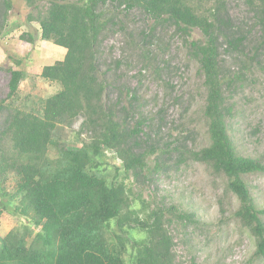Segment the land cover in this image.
I'll list each match as a JSON object with an SVG mask.
<instances>
[{
	"label": "trees",
	"instance_id": "1",
	"mask_svg": "<svg viewBox=\"0 0 264 264\" xmlns=\"http://www.w3.org/2000/svg\"><path fill=\"white\" fill-rule=\"evenodd\" d=\"M24 1L32 8L27 21L39 23L40 38L67 51L63 59L44 65L40 73L59 84V89L33 105L23 102L19 107L15 102L26 77L23 59H14L16 68L7 69L9 92L0 100V121L8 111L0 136V195L9 200L0 202V217L6 211L26 221L0 236V264H179L168 212L193 223L198 222L196 214L176 205L152 207L151 202L136 197L137 181L154 180L149 176L148 158L160 147L161 139L150 144L144 118L133 127L128 125L133 119L128 108L117 109L122 90L116 102L109 103L104 97L109 84L100 75L108 33L129 32L132 45L141 40L151 46L158 27L165 26H174L177 34L186 41L189 38L206 90L202 111L209 144L200 149H189L186 143L175 147L178 161L189 158L205 163L225 176V191L239 201L235 215L255 237L252 262L264 259V208L257 207L243 178L264 172V163L241 155L230 133L233 113L226 95L230 83L223 54L241 55L247 37L232 17L228 0ZM244 1L264 26V0ZM12 9V0H0V39L8 34ZM135 11L153 24L140 32L127 31L129 15ZM196 30L202 35L199 39L192 38ZM21 37L34 43L32 32ZM143 54L151 56L149 49ZM260 55L264 56V40L254 48L252 60L260 62ZM121 64L116 61L115 67ZM130 99L133 107L137 95ZM80 119L81 128L75 134L78 143L63 141L62 127ZM82 132L90 134L89 140L81 138ZM180 135L177 140H187L185 133ZM113 159L121 165L111 163ZM159 164L156 170L161 169ZM10 173L16 177L12 193L5 185ZM138 200L144 209L150 208L144 216L135 207ZM135 231L144 237L136 238Z\"/></svg>",
	"mask_w": 264,
	"mask_h": 264
},
{
	"label": "rangeland",
	"instance_id": "2",
	"mask_svg": "<svg viewBox=\"0 0 264 264\" xmlns=\"http://www.w3.org/2000/svg\"><path fill=\"white\" fill-rule=\"evenodd\" d=\"M12 1L13 9L9 12L6 27L8 34L0 39V100L6 98L9 92L8 67L16 68L14 59H23L21 68L26 77L20 86V97L15 101L22 107L23 102L33 105V101L50 96L59 89V84L44 79L40 73L44 65L63 59L67 50L42 40L39 23L27 21L32 8L24 0ZM228 6L247 37L241 55L223 54V66L228 69L226 78L230 83L226 95L233 113L230 133L241 155L259 158L264 163V56L260 55V62L252 60L254 48L264 40V26L244 0H228ZM129 17L127 31L140 32L153 24V20L139 11ZM27 31L34 35V43L22 39L21 35ZM127 35L129 32L124 31L107 34L102 46L100 75L109 84L104 96L109 103L116 102L122 90L121 104L117 109L122 105L128 108L133 116L127 121L128 125L133 127L137 119L144 118L143 129L151 135L150 144L155 139H161L160 147L148 158L149 176L154 180L137 181L134 184L136 197L141 196L151 202L152 207L176 205L181 211L196 214L198 222L193 223L168 212L173 220L169 226L175 237L179 264H264V259L252 262L255 237L235 215L239 201L232 192L225 191V176L215 173L205 163L189 158L178 161L179 152L174 150L175 147L183 148V143L189 149H200L209 144L202 111L206 90L189 38L186 41L185 37L177 34L174 26L158 27L154 39L156 43L151 46L143 45L141 40L132 45ZM201 36L199 30L192 33L194 39ZM147 49L151 52L149 57L143 54ZM119 60L122 64L117 68L116 61ZM243 65L245 67L241 69ZM134 93L137 100L130 107V98ZM7 113L5 110L1 116L0 136ZM81 122L82 119L71 127H62V140L71 145L77 144L75 134L80 131ZM182 129L183 132L180 131ZM181 133L188 136L186 141L177 140ZM184 137L182 140H185ZM81 138L89 140L90 134L82 132ZM143 138L146 139V136L143 135ZM164 142L168 143L167 146L163 145ZM50 152L55 154L56 150L51 149ZM157 161L160 163L159 170L155 169ZM110 162L121 165L118 159ZM243 178L257 207L263 209L264 172L247 174ZM5 185L8 192L14 191L16 177L13 173L9 174ZM3 200L8 202L9 199L0 195V202ZM135 207L143 216L150 211L149 207L144 209L140 200ZM25 221L18 214L5 211L0 217V236ZM134 236L142 238L144 234L135 231Z\"/></svg>",
	"mask_w": 264,
	"mask_h": 264
}]
</instances>
